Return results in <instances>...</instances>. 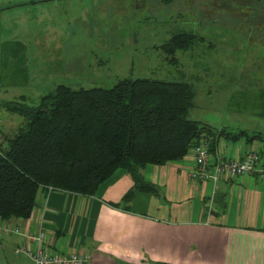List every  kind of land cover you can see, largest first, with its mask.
<instances>
[{
	"label": "rangeland",
	"instance_id": "1",
	"mask_svg": "<svg viewBox=\"0 0 264 264\" xmlns=\"http://www.w3.org/2000/svg\"><path fill=\"white\" fill-rule=\"evenodd\" d=\"M180 32L195 44L169 51ZM263 36L264 0H0V119L12 137L23 117L3 103L151 78L192 85L191 119L263 128Z\"/></svg>",
	"mask_w": 264,
	"mask_h": 264
},
{
	"label": "crops",
	"instance_id": "2",
	"mask_svg": "<svg viewBox=\"0 0 264 264\" xmlns=\"http://www.w3.org/2000/svg\"><path fill=\"white\" fill-rule=\"evenodd\" d=\"M225 123L206 124L245 130L248 136L220 137L213 154L242 158L255 150L264 159V139L249 138L263 137L264 126ZM10 124L0 119L1 147ZM193 166L190 152L180 160L144 165L140 174L156 190H134L127 201L123 198L134 182L124 169L116 170L93 195L41 187L27 219L3 220L0 226L42 229L56 251L83 254L84 264H264V179L246 174L199 182L188 177ZM0 240L5 257L6 251L14 253L7 264H33L27 252L15 253L27 244L24 237L0 227ZM1 253L0 247V264Z\"/></svg>",
	"mask_w": 264,
	"mask_h": 264
},
{
	"label": "trees",
	"instance_id": "3",
	"mask_svg": "<svg viewBox=\"0 0 264 264\" xmlns=\"http://www.w3.org/2000/svg\"><path fill=\"white\" fill-rule=\"evenodd\" d=\"M195 41L180 32L168 49L187 50ZM194 96L187 81L122 78L109 88L58 84L34 106L4 103L23 122L0 145V218L27 219L41 187L93 195L118 169L134 182L124 200L134 190L154 193L140 174L144 165L180 160L204 135L214 153L220 137L248 134L189 118Z\"/></svg>",
	"mask_w": 264,
	"mask_h": 264
},
{
	"label": "built area",
	"instance_id": "4",
	"mask_svg": "<svg viewBox=\"0 0 264 264\" xmlns=\"http://www.w3.org/2000/svg\"><path fill=\"white\" fill-rule=\"evenodd\" d=\"M189 152L193 155L194 166L188 171V177L194 181L216 182L222 178L254 174L264 179V159L255 150H250L242 158L224 157L210 151V140L201 136ZM3 219L0 218V222ZM5 233H15L24 237L27 244L18 246L15 253L27 252L33 264H84L87 257L83 254L55 250L44 230H21L20 227L0 226Z\"/></svg>",
	"mask_w": 264,
	"mask_h": 264
}]
</instances>
